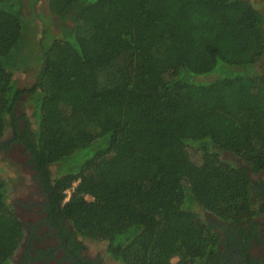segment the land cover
<instances>
[{
	"label": "trees",
	"instance_id": "trees-1",
	"mask_svg": "<svg viewBox=\"0 0 264 264\" xmlns=\"http://www.w3.org/2000/svg\"><path fill=\"white\" fill-rule=\"evenodd\" d=\"M193 2L210 10L174 14ZM43 3L56 32L40 30ZM263 55L264 12L245 0H0V139L10 128L73 240L120 264L206 263L219 223L264 213V178H251L264 175ZM5 172L11 264L23 224Z\"/></svg>",
	"mask_w": 264,
	"mask_h": 264
},
{
	"label": "flooded vegetation",
	"instance_id": "flooded-vegetation-1",
	"mask_svg": "<svg viewBox=\"0 0 264 264\" xmlns=\"http://www.w3.org/2000/svg\"><path fill=\"white\" fill-rule=\"evenodd\" d=\"M12 138L13 136L9 140L0 142V150H8L7 146L16 144L11 142ZM16 145L23 149L21 144ZM29 170L31 174L26 187H32L34 190L25 192V200L18 199L14 203V212L17 217L19 218L16 209L21 214H27L28 218H23V222L19 218L23 224V238L20 245L22 249L16 257L15 255L19 252V249L17 250L11 262L15 264H51L52 262L56 264H120L113 260L110 262L104 249L98 254H89L84 241L72 239L71 230L59 213V208L50 215L52 204L46 188L42 186L38 178L34 177L36 171L31 168ZM21 182L22 180L18 182L19 187L25 188V183ZM66 197L63 203L66 202ZM258 215L261 216L264 213ZM256 216L250 222L237 225L219 223L221 227L218 229L220 236L218 254L206 263L199 264H264V224L258 222ZM62 229L68 231L70 238L68 242L63 238L64 233L60 232ZM45 242H52V245L49 246Z\"/></svg>",
	"mask_w": 264,
	"mask_h": 264
},
{
	"label": "rangeland",
	"instance_id": "rangeland-1",
	"mask_svg": "<svg viewBox=\"0 0 264 264\" xmlns=\"http://www.w3.org/2000/svg\"><path fill=\"white\" fill-rule=\"evenodd\" d=\"M245 1L250 2L255 8H257L261 12H264V0H245ZM38 10L39 12L43 14V16L48 14L45 3H43L38 8ZM209 10H210V4L202 3V2H193L190 4L184 5V6L173 8L174 14L178 16L183 15L184 13L193 12V11H196L199 13H207ZM44 17L45 19L43 18L40 20L38 19L40 30L45 28L50 31L52 30L53 32H56V30H54L53 27L50 26L51 24L50 20L46 18V16ZM40 36L41 34L38 35V38ZM255 68L257 71L264 73V55ZM36 72H37V68L34 65L28 69L18 72L16 74V79H15L17 85L20 86V88L30 86L35 79ZM11 136L12 134H11L10 128L7 127V130L5 134L3 135V137L0 139V142L9 140ZM26 158L27 156L26 154L23 153L22 147L17 146L16 144L9 146L8 150H5V151L0 150V166H3L6 169V172L3 175V177H6L5 181L7 185L6 187L3 188V190L5 191L7 195L8 203L12 204L13 206H14V203L17 202L18 199L25 200L26 198L25 192H27L28 190H34V188L32 187L30 188L26 187V185H28V182H29L28 177L31 174L29 168H26L24 165ZM193 158L196 159V156H194ZM222 158L232 161V163L235 166H241L243 164L241 160L231 156V154L222 153ZM118 170L123 176H127L130 169L128 167L122 166ZM251 178L253 181H257V180L261 181L264 178V175L251 176ZM21 180H22L21 183H25V188L19 187L18 182ZM16 211H17L16 213L18 214L22 222L24 221V219L28 218L27 214H21V212L18 211L17 209ZM256 217H257L256 220L258 222H261L262 224H264V215H261V216L257 215ZM45 244H49V246H51L52 242H45ZM84 244H85L87 253L89 254H93V255L98 254V252H101L104 249L103 245L97 242L86 240L84 241ZM20 249H22V247L19 248V252L15 255L16 257L19 256V253L21 251ZM109 261L111 262L112 260L109 259ZM11 264H15V263L11 262ZM51 264H56V263L52 262Z\"/></svg>",
	"mask_w": 264,
	"mask_h": 264
},
{
	"label": "built area",
	"instance_id": "built-area-1",
	"mask_svg": "<svg viewBox=\"0 0 264 264\" xmlns=\"http://www.w3.org/2000/svg\"><path fill=\"white\" fill-rule=\"evenodd\" d=\"M68 198H69V192H67V197H66V200H68Z\"/></svg>",
	"mask_w": 264,
	"mask_h": 264
}]
</instances>
